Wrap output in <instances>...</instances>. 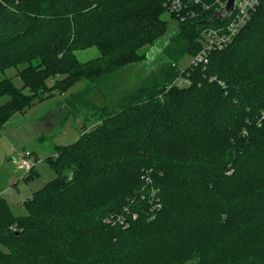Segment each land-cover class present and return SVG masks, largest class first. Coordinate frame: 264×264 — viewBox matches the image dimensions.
Returning a JSON list of instances; mask_svg holds the SVG:
<instances>
[{
    "label": "trees",
    "instance_id": "16d2710c",
    "mask_svg": "<svg viewBox=\"0 0 264 264\" xmlns=\"http://www.w3.org/2000/svg\"><path fill=\"white\" fill-rule=\"evenodd\" d=\"M166 1L0 0V73L22 65L19 87L0 78V128L51 82L86 81L64 117H95L46 158L55 177L24 214L0 196V264H264V0L182 73L215 7L171 13L168 32Z\"/></svg>",
    "mask_w": 264,
    "mask_h": 264
},
{
    "label": "rangeland",
    "instance_id": "374dc122",
    "mask_svg": "<svg viewBox=\"0 0 264 264\" xmlns=\"http://www.w3.org/2000/svg\"><path fill=\"white\" fill-rule=\"evenodd\" d=\"M170 14L165 11L161 15V18L167 22L168 32L177 26V21ZM98 55L99 51L95 47L76 51V59L79 62H86ZM190 60L189 55L180 58L178 69L182 68L184 71L189 67ZM21 67L22 65L7 68L3 73H0V78L9 77L15 86L19 87L21 81L16 76V72ZM130 72L129 68L124 74ZM62 77L56 76V79H62ZM52 83H48L46 87L49 95L43 94L39 99L33 100L28 107L15 113L0 128V196L7 200L16 214H24L22 202L55 177V172L46 158L54 156L58 146L75 141L82 127L94 124L95 117L92 107L81 109L76 117H64L65 106L63 103L69 93L84 88L87 85L86 81L76 83L66 93H60L57 90L55 93L51 88ZM171 84L168 87L172 86ZM24 92L27 90L25 89ZM93 102L96 107L100 106L101 101L98 97L93 98ZM21 157H26L29 161L30 172L26 173L24 169L17 167V161ZM144 194L138 193V197L140 199L145 197L148 200Z\"/></svg>",
    "mask_w": 264,
    "mask_h": 264
},
{
    "label": "built area",
    "instance_id": "2783aa9c",
    "mask_svg": "<svg viewBox=\"0 0 264 264\" xmlns=\"http://www.w3.org/2000/svg\"><path fill=\"white\" fill-rule=\"evenodd\" d=\"M225 1L226 0H213L211 6L215 7L216 11L223 6ZM260 1L261 0H234L233 11L227 18L217 21L218 23L203 27L199 33L201 48L194 55L190 56L191 60L189 65L195 66L201 63H207V56L210 52L221 50L230 44L238 32L247 24ZM189 4H202L204 9L211 7L210 4H207L203 0H167L165 9L170 13H180L183 9H186ZM177 16H180L181 20L185 17V15L181 16L180 14ZM179 70L181 73L183 72L182 68H179ZM181 73L171 85L176 84L182 86L188 84L187 79L182 77ZM17 167L24 169V172L27 173L31 166L26 157H21L17 161ZM148 181L151 182L149 179ZM153 200L154 199H150V201ZM121 217L122 216H117L114 218V221L126 227L127 223Z\"/></svg>",
    "mask_w": 264,
    "mask_h": 264
},
{
    "label": "water",
    "instance_id": "95a60500",
    "mask_svg": "<svg viewBox=\"0 0 264 264\" xmlns=\"http://www.w3.org/2000/svg\"><path fill=\"white\" fill-rule=\"evenodd\" d=\"M234 8V0H226L220 8H218L207 20V23L216 22L222 19L227 18L233 11Z\"/></svg>",
    "mask_w": 264,
    "mask_h": 264
}]
</instances>
